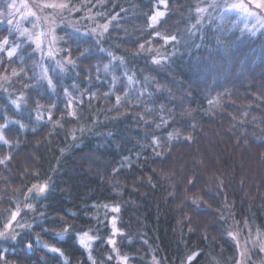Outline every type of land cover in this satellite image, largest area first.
<instances>
[{
  "label": "trees",
  "instance_id": "trees-1",
  "mask_svg": "<svg viewBox=\"0 0 264 264\" xmlns=\"http://www.w3.org/2000/svg\"><path fill=\"white\" fill-rule=\"evenodd\" d=\"M86 1L99 22L117 19L103 37L86 35L79 48L68 41L76 27L59 29L65 38L59 47L76 49L75 67L53 75L54 63L46 62L54 91L34 78L40 56L30 42L18 40L11 60L0 52V125L5 117L24 125L3 129L9 144L0 143V159L11 160L0 164V227L17 204L26 223L15 240L0 239V264H91L77 242L84 231L98 237L90 253L97 264H120L110 237L128 264H154V258L182 264L192 252L198 253L192 264H235L238 250L228 236L233 220L264 232V35L197 23L202 0H167L166 9L159 0ZM157 9L166 14L149 28ZM154 32L177 41L164 45ZM5 36L11 37L9 27L1 23L0 41ZM141 44L175 54L156 65L155 53L136 54ZM84 49L90 55L81 57ZM108 52L124 63L111 61ZM125 73L134 74L131 84ZM65 89L83 101L77 118L67 115ZM21 95L17 110L9 101ZM162 119L167 123L157 127ZM46 181L45 198L26 199L33 185ZM117 204L120 212H111ZM113 215L120 230L115 237ZM65 227L70 231L58 238Z\"/></svg>",
  "mask_w": 264,
  "mask_h": 264
},
{
  "label": "snow or ice",
  "instance_id": "snow-or-ice-1",
  "mask_svg": "<svg viewBox=\"0 0 264 264\" xmlns=\"http://www.w3.org/2000/svg\"><path fill=\"white\" fill-rule=\"evenodd\" d=\"M206 2V0H204ZM159 4L165 5V9L167 8V0H159ZM9 9L15 8L16 5L9 4L7 6ZM27 7V5H25ZM38 8L41 10L43 9H53V11L59 15L62 14L63 12H68L71 14L74 11H77L76 7L71 3V0H61L59 3H45L43 5H38ZM211 7L215 10L216 4L215 0H213V3ZM18 10V9H17ZM195 12L197 14V23H200L201 20L203 19V16L205 13L208 12L207 7H200L197 6L195 9ZM166 14L165 11H160L157 9L151 17H149V28H154L156 25L160 23V20L162 17H164ZM235 14L238 17L239 16H244L245 18H251L253 20H256V24H253L251 27H248L247 25L245 26V29L242 31H247L250 34H255L257 31L258 27H264V0H235V2L229 3L228 0H224V6L220 9V19L221 21L225 20L227 17L230 15ZM8 15H13L12 12H8ZM28 15L35 17L36 21L39 22L41 20H44L45 23V30L39 32L38 34H33V32H30L28 29H24L23 31H20V36H26L27 37V42H30V44L34 45L33 52H39L41 54V58H48L49 60L54 61V65H50L49 67L51 68V72L53 75L56 74L57 69H59L60 72H64L67 70L68 66L75 67V61L71 58V53L72 51L76 50L73 49L72 47H69L67 49L65 48H60L58 47L59 43L61 41H64V37H59L54 35L55 30H56V22L53 17H41L38 16L36 12L30 11ZM102 15V14H98ZM28 16H25V19H27ZM90 19H94V17H90ZM117 16H112L110 20L105 22L104 24H97L95 28H92L90 30V33H85V34H80L79 30L77 29L73 33L69 34L68 36V41H76L77 48H79L80 41L84 39L86 35L90 34H95L99 37H103L105 33L109 31V26L111 25L112 21L116 20ZM13 21L11 19L7 20V24L11 25ZM38 26V24L34 23L33 28L35 29ZM195 27V25H193ZM16 31H19V29H16ZM154 36L158 37L163 40L164 45H168L172 42L177 41V37L175 35L173 36H166L162 35L160 32H154ZM99 43V41H97ZM150 43V42H149ZM21 45L19 43L16 44H11L9 41L8 37H5L2 41H0V52L6 53V56L11 60V58L15 57L18 54V49H20ZM101 51H106L105 49H100ZM147 51L149 54L155 53L152 55V63L156 65H166L170 57L175 54V52L172 53H167V54H161L158 49H154L152 47L145 48L144 44H141L139 46V51L136 53L137 55ZM61 53H67V56L62 59H55L56 56L60 55ZM81 57H86L90 55V50L89 49H84L80 53ZM108 55L111 57V61H119L121 64L124 63L123 57H117L114 56L111 52H108ZM111 63V62H110ZM40 74L36 78L39 82H46L48 89L54 91L55 90V83L53 81V76L49 75V67H45L43 64H40ZM109 69V64L104 65V70L108 71ZM24 70L21 69V72ZM21 73L16 72L13 70L12 75L13 76H19ZM127 76V79L129 83L131 84L133 82V77L128 76L127 73H125ZM3 79L7 81L9 79L8 76H4ZM116 78L113 77V83L115 84ZM94 95V94H93ZM107 95V94H106ZM65 96L67 97V103H66V108H67V115L72 118H77V111H76V105L77 104H82V100H78L75 97H72L71 94L68 92L67 89H65ZM127 98V93H125L124 97L117 96L116 97V105L119 106L122 100H126ZM25 97L21 95L15 100H10L9 102L18 110L21 107V104L24 102ZM219 102V97L213 98L212 100H209L210 105H215L216 103ZM55 107V106H53ZM5 123L3 125H0V143L2 144H9V141L5 139V136L3 135V129H6L9 124L11 123H16L19 124V121H10L6 117ZM38 119H43L42 116L38 117ZM48 119L49 121L52 120V111L51 109L48 112ZM167 121L162 119V123L158 124L157 127H161L163 124H166ZM58 126L59 122H57ZM20 127H24V125L19 124ZM81 132L84 131L83 128L80 129ZM111 135V134H109ZM72 139L76 140L77 137L75 135V130H73L72 133ZM168 139L171 140L173 139V135L169 133ZM186 140H190L191 137H186ZM153 144L156 145L157 147L159 146V139L155 136L152 137ZM63 151V150H61ZM157 156L160 155V153H156ZM11 156H5L4 158L0 159V164H5L6 161H10ZM118 171V170H114ZM193 181L189 180V184H192ZM50 188V181H46L43 184H36L33 185L30 189L29 192H37V193H45L48 191ZM194 204H196V201H193ZM104 208H108V205H101ZM96 207V205H94ZM24 208H27L29 210H34V207L32 204H25ZM113 213H119L120 212V206L117 204L109 209ZM9 211V215L5 217V222L3 223L2 227H0V238H11L15 240L17 238L18 233L16 232V228H23L25 225L20 223V220L18 217H21L22 209L19 204L15 207L14 210H6ZM117 222V217L113 215L111 217L110 223L112 226V237H115L119 233V229L116 226ZM27 227H31V225H27ZM70 231V227H65V229L57 233L58 238H63L68 232ZM77 236V242L87 251H89V260L91 261V264H97V261L92 258L91 256V248H92V243L98 239L97 236L90 235L89 231H84L82 233L76 234ZM228 236L231 237L233 240H237L236 234H234L232 231L228 232ZM261 237H264V233H257V240L259 241ZM37 243H39V239H37ZM107 243L112 246V251L116 254V259L120 262V264H128V259L129 257L123 256L119 253V250L116 248V241L114 238H109L107 240ZM237 246L239 247V241L237 240ZM27 247L30 249L32 247L31 244H28ZM44 247L48 248L49 251L53 253H57L61 256H63V252L61 249L56 248V247H50L48 245H44ZM264 250V249H262ZM246 251H243L240 253L241 257L246 256ZM198 253L197 252H192L191 254L187 255L186 257V262L182 261V264H192V262L197 258ZM109 260L112 259V256L108 257ZM65 264H68V261H65ZM154 264H159L158 261L155 260L154 258ZM236 264H244V260H238Z\"/></svg>",
  "mask_w": 264,
  "mask_h": 264
},
{
  "label": "rangeland",
  "instance_id": "rangeland-1",
  "mask_svg": "<svg viewBox=\"0 0 264 264\" xmlns=\"http://www.w3.org/2000/svg\"><path fill=\"white\" fill-rule=\"evenodd\" d=\"M61 0H0V24L7 25L9 27V36H5L9 38L11 44L18 43L17 41L25 39L27 40L26 36H20V31L24 29H28L33 34H38L41 31L45 30V21L41 20L39 22L36 21L35 17L28 15L30 11L36 12L38 16L41 17H53L56 22V30L54 35H58V31L60 28L69 26V27H76L79 30L84 32H90L92 28H95L97 24H104L103 22H99L94 17L93 13V6L85 7L86 0L82 1L81 3H71L76 7L77 11L72 12L69 14L68 12H63L62 14L57 15L53 9H43L41 10L38 8V5H43L45 3H59ZM229 3L235 2V0H228ZM15 4V8L9 9L7 6L9 4ZM213 0H202L198 6L200 7H207L208 12L204 14L203 19L200 23L208 24V22H213L217 27L224 28L228 27L232 30H240L242 31L245 29V26L251 27L253 24H256V20L251 18H245L244 16H237L235 14L230 15L225 20L221 21L220 19V9L224 6V0H215L216 8L215 10L211 7ZM27 5V7H25ZM18 9V10H17ZM12 12L13 15H8V12ZM163 11V10H160ZM25 16H28L25 19ZM90 17H94V19H90ZM11 19L13 23L11 25L7 24V20ZM198 19V17H197ZM36 23L38 26L34 29L33 24ZM75 28V29H76ZM19 29V31H16ZM252 36L264 35V27H258L255 34H250L247 31H242ZM4 37V38H5ZM3 38V39H4ZM12 38V39H11ZM2 39V40H3ZM1 40V41H2ZM59 47V45H58ZM40 56V64H43L47 67L46 62H53V60H49L48 58H41V54L38 52ZM55 59L62 60L60 55L56 56ZM41 71V69H40ZM17 98H10V100H15ZM19 219V218H18ZM20 220V219H19ZM21 223V222H20ZM22 224V223H21ZM26 226V223H23ZM21 228H16V232H19ZM231 231L236 234L237 240L239 241V247L237 246V240H234L237 246L238 255L236 262L238 260L243 259L244 264H264V237H261L260 240H257V233H264L259 230H253L248 223H241L239 220H233ZM0 239H11V238H0ZM246 251V256L241 257L240 253ZM235 262V264H236ZM160 264V263H159Z\"/></svg>",
  "mask_w": 264,
  "mask_h": 264
},
{
  "label": "water",
  "instance_id": "water-1",
  "mask_svg": "<svg viewBox=\"0 0 264 264\" xmlns=\"http://www.w3.org/2000/svg\"><path fill=\"white\" fill-rule=\"evenodd\" d=\"M47 194H48V191H46L45 193H37V192H29V190H28V192L26 194V199H29L32 195H36L37 197L43 199L46 197Z\"/></svg>",
  "mask_w": 264,
  "mask_h": 264
}]
</instances>
